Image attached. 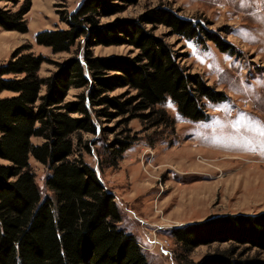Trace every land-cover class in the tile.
Wrapping results in <instances>:
<instances>
[{
    "label": "trees",
    "instance_id": "1",
    "mask_svg": "<svg viewBox=\"0 0 264 264\" xmlns=\"http://www.w3.org/2000/svg\"><path fill=\"white\" fill-rule=\"evenodd\" d=\"M111 1L82 0L68 14L67 29L36 34V43L55 54L77 48L50 77H39L46 59L25 53V47L0 66V95L12 94L0 97V160L6 163L0 164V264H150L134 238L118 228L122 218L113 194L92 167L73 159L75 146L90 154L83 134H96L97 120L118 119L125 137L110 146L111 166H116L136 140L126 127L130 121L138 119L150 128L173 126L158 107L166 99L190 121L207 119L203 100H227L201 77L188 75L172 46L144 25L163 26L169 36L187 41L202 37L221 52L230 50L227 43L166 8L149 10L138 22L102 26V17L124 10L118 2L138 0ZM30 7L31 0H23L16 12L0 8V29L27 33L24 15ZM101 45H130L139 53L94 57L88 50ZM72 88L84 91L67 102ZM117 89L125 91L111 96ZM32 138L42 142L35 145ZM29 157L49 170L45 186L50 196L42 197ZM173 237L183 255L201 245L229 244L197 263L184 257L182 264H264V212L187 225L175 229ZM252 250L254 257L249 256Z\"/></svg>",
    "mask_w": 264,
    "mask_h": 264
},
{
    "label": "rangeland",
    "instance_id": "2",
    "mask_svg": "<svg viewBox=\"0 0 264 264\" xmlns=\"http://www.w3.org/2000/svg\"><path fill=\"white\" fill-rule=\"evenodd\" d=\"M81 1L31 0L24 15L27 33L0 29V66L17 48L25 47V53L46 59L39 77H50L57 64L72 58L77 48L55 54L38 45L35 36L42 31L67 29L66 18ZM22 3L0 2V8L16 12ZM118 4L124 10L102 17L100 25L138 22L149 10L166 8L183 19L199 22L231 47L221 52L202 37L187 41L169 36L163 26L144 25L172 46L188 75L201 77L227 100H203L207 119L190 121L166 99L158 107L167 112L173 126L150 128L138 119L130 121L126 127L136 140L116 166H111L110 146L124 139V128L118 119L97 120L96 134H83L82 138V142H89L90 154L83 146H75L73 156L92 167L105 189L118 196L112 193L121 212L118 228L134 238L150 264H182L184 257L197 263L229 244L201 245L183 255L173 237L175 229L218 217L264 212V0H138ZM88 50L94 57L133 58L139 53L130 45L92 46ZM83 91L70 89L66 101H74ZM124 91L117 89L110 95ZM11 95L3 92L0 97ZM31 142L38 145L42 140L32 138ZM0 164L6 163L0 160ZM29 164L42 197L50 196L45 186L49 170L33 157H29ZM119 201L145 225H140ZM255 254L252 250L249 256Z\"/></svg>",
    "mask_w": 264,
    "mask_h": 264
},
{
    "label": "crops",
    "instance_id": "3",
    "mask_svg": "<svg viewBox=\"0 0 264 264\" xmlns=\"http://www.w3.org/2000/svg\"><path fill=\"white\" fill-rule=\"evenodd\" d=\"M104 185V184H103ZM113 194H114V196L116 195L113 191H111ZM115 198H118V196L116 195V197ZM120 200V199H119ZM119 204L121 205V206H124V204H125V210H127V212H129L130 214H132V216H133V218H135V219H138V223L140 224V225H145L144 224V221L143 220H141V218H139V216L136 214V213H134V212H132L131 210H129V209H127V206H126V203L124 202V203H121V201H119Z\"/></svg>",
    "mask_w": 264,
    "mask_h": 264
},
{
    "label": "snow or ice",
    "instance_id": "4",
    "mask_svg": "<svg viewBox=\"0 0 264 264\" xmlns=\"http://www.w3.org/2000/svg\"><path fill=\"white\" fill-rule=\"evenodd\" d=\"M169 106H171V105H169Z\"/></svg>",
    "mask_w": 264,
    "mask_h": 264
},
{
    "label": "bare ground",
    "instance_id": "5",
    "mask_svg": "<svg viewBox=\"0 0 264 264\" xmlns=\"http://www.w3.org/2000/svg\"><path fill=\"white\" fill-rule=\"evenodd\" d=\"M179 225V224H178Z\"/></svg>",
    "mask_w": 264,
    "mask_h": 264
}]
</instances>
